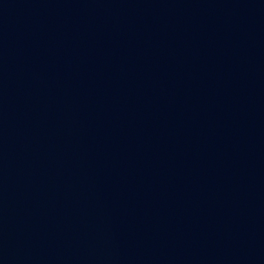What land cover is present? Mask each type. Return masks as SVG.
Masks as SVG:
<instances>
[{"label": "water", "instance_id": "obj_1", "mask_svg": "<svg viewBox=\"0 0 264 264\" xmlns=\"http://www.w3.org/2000/svg\"><path fill=\"white\" fill-rule=\"evenodd\" d=\"M0 264H264V0H0Z\"/></svg>", "mask_w": 264, "mask_h": 264}]
</instances>
